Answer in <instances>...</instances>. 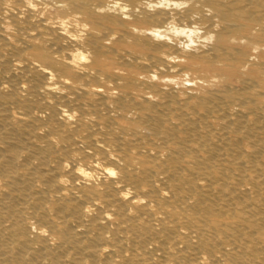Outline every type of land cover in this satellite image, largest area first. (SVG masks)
I'll use <instances>...</instances> for the list:
<instances>
[{
	"label": "bare ground",
	"instance_id": "bare-ground-1",
	"mask_svg": "<svg viewBox=\"0 0 264 264\" xmlns=\"http://www.w3.org/2000/svg\"><path fill=\"white\" fill-rule=\"evenodd\" d=\"M0 264H264V0H0Z\"/></svg>",
	"mask_w": 264,
	"mask_h": 264
}]
</instances>
